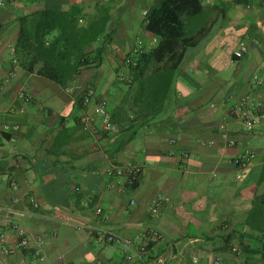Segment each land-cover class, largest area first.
I'll list each match as a JSON object with an SVG mask.
<instances>
[{
  "label": "crops",
  "instance_id": "obj_1",
  "mask_svg": "<svg viewBox=\"0 0 264 264\" xmlns=\"http://www.w3.org/2000/svg\"><path fill=\"white\" fill-rule=\"evenodd\" d=\"M157 2L8 0L0 7V264H258L262 245L243 234L264 200V123L247 131L230 110L246 95L264 106V0H202L225 15L213 11L221 20L177 76L128 77L125 61L138 42L158 46L145 15ZM56 10L77 12L81 27L104 32L87 49L104 48L100 66L83 69L67 89L27 72L14 55L20 19ZM242 44L249 53L237 59ZM103 100L115 134L100 121H81ZM246 151L256 159L239 168L235 159ZM129 163L142 167L135 185L108 176ZM10 221L31 244L7 255L4 248L20 240ZM107 233L133 249L101 240Z\"/></svg>",
  "mask_w": 264,
  "mask_h": 264
},
{
  "label": "trees",
  "instance_id": "obj_2",
  "mask_svg": "<svg viewBox=\"0 0 264 264\" xmlns=\"http://www.w3.org/2000/svg\"><path fill=\"white\" fill-rule=\"evenodd\" d=\"M217 9L221 8L207 9L202 0H158L146 16L147 30L158 39V46L134 56L131 63L126 59L128 77H161L172 81L188 62L190 50L212 36V27L220 19L219 16L212 18ZM220 13L223 18L225 8ZM79 18L77 12L57 10L23 17L15 59L27 72L37 73L63 89L69 88L83 69L100 66L104 53V48L87 53L88 47L103 38L104 32L94 33L81 27ZM3 30L4 26L0 24V34ZM163 84L162 80L161 86ZM246 226L249 234H243V237L255 239L262 245L257 260L258 264H264V200L251 212ZM246 249L243 240L242 250Z\"/></svg>",
  "mask_w": 264,
  "mask_h": 264
},
{
  "label": "built area",
  "instance_id": "obj_3",
  "mask_svg": "<svg viewBox=\"0 0 264 264\" xmlns=\"http://www.w3.org/2000/svg\"><path fill=\"white\" fill-rule=\"evenodd\" d=\"M7 1L8 0H0V7H4ZM145 15L147 16V12L145 13ZM154 42L158 43V39L155 38ZM145 52H149V50L145 48L142 41H139L138 46L134 50V52L131 54V57L127 58V63H131L132 61L131 58H133L134 56L143 54ZM248 53H249L248 45L242 44L240 48L235 52L234 56L237 59H242ZM2 87L3 85L2 83H0V91L2 90ZM21 97L24 98L28 102L32 101V98L25 94H22ZM89 101H90V96L88 95L85 97L83 104L86 106L88 105ZM230 114L232 117L236 118V120L242 122L247 131H253L259 122L264 123V106H262V104H254L252 101V97L250 95H246L240 100H238L237 102H235L231 107ZM81 121L82 123L86 125L100 121L103 131L109 135L115 134L118 131V128L113 122L111 114L108 110V103L105 100L101 101L99 104L95 106L94 113L92 115L83 116ZM256 156L257 155L254 152L246 151L245 153H243L242 155L238 156L235 159V164L237 167L243 168L246 165H248L250 162L254 161L256 159ZM141 175H142V167L135 163H129L123 166H114L108 170L109 177L126 178L129 184L131 185H135L139 181ZM109 187L112 189L114 188L113 185H110ZM161 204H162V199L157 198L154 200L153 205L151 207V213L153 215L159 214ZM131 205H135V202L132 201ZM34 206L38 207L37 204H34ZM97 213L102 214V210L99 209ZM9 226L12 231L18 234L20 240L15 246L5 247L4 253L9 255V254L16 253L18 251H23V250L28 249V247L31 244L30 240L25 235V233L21 230L20 226L14 221H10ZM152 235L156 239H159V240L164 238V236L158 232H153ZM101 240L109 244L110 243H122L126 246L128 251L132 250L134 246L132 241L124 240L112 233L104 234L101 237ZM5 242H6V233L3 231L2 228H0V243L4 244ZM43 244L44 242L42 240L39 241V245H43ZM36 255L39 258H42L40 250L36 251ZM133 259H134V256L131 253L128 254L126 257L127 262H131ZM158 263L164 264L165 259L159 258Z\"/></svg>",
  "mask_w": 264,
  "mask_h": 264
}]
</instances>
